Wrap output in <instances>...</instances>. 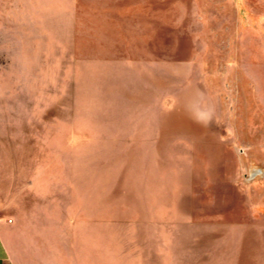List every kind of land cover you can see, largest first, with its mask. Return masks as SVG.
Masks as SVG:
<instances>
[{"label":"rangeland","instance_id":"374dc122","mask_svg":"<svg viewBox=\"0 0 264 264\" xmlns=\"http://www.w3.org/2000/svg\"><path fill=\"white\" fill-rule=\"evenodd\" d=\"M4 10L22 33L0 55V150L62 160L28 180L36 199L10 224L19 264H264V0ZM198 91L214 105L203 122Z\"/></svg>","mask_w":264,"mask_h":264},{"label":"crops","instance_id":"0c3cea01","mask_svg":"<svg viewBox=\"0 0 264 264\" xmlns=\"http://www.w3.org/2000/svg\"><path fill=\"white\" fill-rule=\"evenodd\" d=\"M14 19L15 14H11ZM6 14L4 10V0H0V55L3 56L6 42H20L18 36L21 35L20 27H10L5 24ZM38 28H31L28 33L33 34H47L49 32L37 30ZM6 35L13 36L7 38ZM4 63L0 59V67ZM6 123L5 114V91L3 87V79L0 78V130L4 129ZM35 140L36 133L32 132L29 135L24 134L23 137H28ZM56 145H62L63 132L60 128L56 133ZM1 149V148H0ZM52 162L55 166H47L46 161L38 165L37 160L31 158L26 160L25 155L19 157H12L11 154L5 153L2 148L0 150V264H19L16 256L13 253L10 233L13 226L17 225L21 212L26 208L25 203L29 202L30 195L36 199L37 189L31 179H43L50 176L52 172L58 173L62 171V160L56 159ZM60 164V165H59ZM49 174V175H48ZM52 176V175H51ZM12 181L14 185L12 187ZM16 181V182H15ZM12 211L11 214L7 213Z\"/></svg>","mask_w":264,"mask_h":264},{"label":"clouds","instance_id":"9594fccd","mask_svg":"<svg viewBox=\"0 0 264 264\" xmlns=\"http://www.w3.org/2000/svg\"><path fill=\"white\" fill-rule=\"evenodd\" d=\"M188 110L191 112L194 119L198 122H203L211 118L214 105L207 100L203 92L198 91L189 101Z\"/></svg>","mask_w":264,"mask_h":264}]
</instances>
